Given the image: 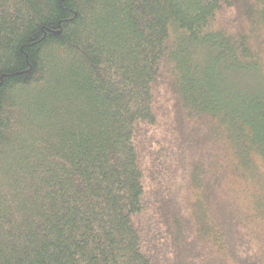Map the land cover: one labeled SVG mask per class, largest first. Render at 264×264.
<instances>
[{
  "label": "trees",
  "instance_id": "obj_1",
  "mask_svg": "<svg viewBox=\"0 0 264 264\" xmlns=\"http://www.w3.org/2000/svg\"><path fill=\"white\" fill-rule=\"evenodd\" d=\"M0 264H264V0H0Z\"/></svg>",
  "mask_w": 264,
  "mask_h": 264
}]
</instances>
